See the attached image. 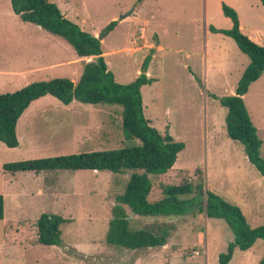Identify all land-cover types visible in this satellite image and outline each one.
<instances>
[{"label":"rangeland","instance_id":"rangeland-1","mask_svg":"<svg viewBox=\"0 0 264 264\" xmlns=\"http://www.w3.org/2000/svg\"><path fill=\"white\" fill-rule=\"evenodd\" d=\"M50 1L81 29L102 36L103 57L116 82L135 79L144 63L148 76L155 79L141 89L144 115L158 131L182 141L184 148L170 169L149 176L148 201L162 197L163 184L201 180L205 189L240 206L252 227L264 224V177L248 161L242 144L227 136L226 108L218 100L233 93L242 69L231 70L226 62L234 68L237 54L246 62L248 57L232 38L210 29L231 27L223 16V3L239 13L244 27L264 28V6L259 0ZM111 21L113 28L104 30ZM75 58L80 57L63 38L23 22L9 0H0V93L58 77L77 81L84 62L92 57L59 64ZM243 99L262 140L264 158V73L250 84ZM71 103L74 110L56 112L51 109L63 104L50 95L32 101L16 125L18 146L0 142L4 198L0 264H219L218 255L233 233L224 220L205 213L141 216L125 206L130 227L166 232V244L129 250L106 243L115 197L123 191L130 171L3 170L9 162L139 142L123 135L119 106ZM42 213L68 220L60 225L59 245L36 242L35 220ZM236 251L233 264H258L264 240L257 239L246 253Z\"/></svg>","mask_w":264,"mask_h":264},{"label":"trees","instance_id":"trees-1","mask_svg":"<svg viewBox=\"0 0 264 264\" xmlns=\"http://www.w3.org/2000/svg\"><path fill=\"white\" fill-rule=\"evenodd\" d=\"M12 11L23 21L35 24L50 34L63 38L72 46L80 58L92 57L84 62L79 79L58 77L31 82L13 92L0 93V142L7 147L18 146L16 124L30 103L45 95L56 98L64 105L77 101L92 105H117L121 108V129L128 140L138 139L118 148L77 152L68 155L36 158L9 162L3 170L11 173L33 171L40 173L51 170H95L130 175L124 189L117 194L112 207L113 216L105 235L107 244L116 248L139 250L161 247L167 242V233H157L145 228L130 227L125 206L135 215L141 216H193L205 213L209 218H220L233 233L226 250L219 253L218 263L228 264L234 249H249L257 239L264 240V224L250 226L242 209L209 189L201 180L184 181L180 184H163L162 197L148 201L152 188L150 175L165 173L176 161L184 148L182 141L175 140L167 131L161 133L150 124L143 113L141 88L154 79L143 72L128 83H118L108 69L103 57L101 41L67 19L59 7L50 0H9ZM264 5V0H260ZM222 13L230 18L229 29H216L234 40L241 52L247 55L244 68L233 94L221 96L220 105L226 108L225 129L227 136L243 146L248 161L264 176V158L260 147L262 140L257 134L243 95L249 85L264 73V45L251 40L239 28L236 11L222 4ZM115 25L111 21L104 30L110 31ZM4 215V199L0 194V219ZM67 219L50 213H42L36 220V242L42 245L61 243L60 225ZM258 264H264V253Z\"/></svg>","mask_w":264,"mask_h":264},{"label":"crops","instance_id":"crops-1","mask_svg":"<svg viewBox=\"0 0 264 264\" xmlns=\"http://www.w3.org/2000/svg\"><path fill=\"white\" fill-rule=\"evenodd\" d=\"M259 3H261L260 2V0H259ZM261 5H262V3H261ZM264 6V5H263ZM11 7V6H10ZM133 12V11H132ZM14 13V12H13ZM239 14V13H238ZM237 14V15H238ZM224 16V15H223ZM225 18H227V19H229L230 20V18H228V17H226V16H224ZM120 20V19H119ZM238 20H239V28H240V30L242 31V33H244L245 35H247L251 40H253V41H255L256 43H258V44H261V45H264V28H253V27H249V28H246V27H244L243 25H242V22H241V19L239 18V16H238ZM231 21V20H230ZM37 26V25H36ZM231 26H232V22H231ZM39 27V26H38ZM41 28V27H40ZM231 28V27H230ZM217 29V28H216ZM229 29V28H228ZM44 30V29H43ZM218 33H220V32H218ZM222 34V33H221ZM224 35V34H223ZM226 36V35H225ZM229 37V36H228ZM156 45H157V47L159 48V45H158V43H156ZM239 49V48H238ZM243 53V52H242ZM77 55V54H76ZM78 56V55H77ZM237 56V58H238V65H237V67H232V65L231 64H229L228 62H226L227 63V67L229 68V69H231V70H233V69H239V68H242L241 69V71L238 73V75L236 76V79H235V84H237V82H238V80H239V78H240V76H241V74H242V72H243V70H244V68L246 67V65H247V63L248 62H246L245 61V59L244 58H242V56H240V54H237L236 55ZM247 56V55H246ZM81 60V61H84V60H86V58H75V59H73V60H68V61H66V62H59V64H62V63H69V62H71V61H75V60ZM54 64H56V63H54ZM107 64V63H106ZM51 65H53V64H51ZM84 65V64H83ZM228 65H230V66H228ZM108 67V66H107ZM222 67H223V65H222ZM18 74H23L24 72L23 71H21V72H17ZM146 75L148 76V72H147V69H146ZM222 73V72H221ZM239 77V78H238ZM152 78V77H151ZM237 78H238V80H237ZM154 79V78H153ZM155 80V79H154ZM236 80H237V82H236ZM74 82H76V81H74ZM153 82V81H152ZM147 85V84H146ZM145 86V85H144ZM250 86V85H249ZM249 88V87H248ZM142 89V88H141ZM248 91V90H247ZM233 93H234V91H233ZM232 93V94H233ZM142 94V93H141ZM244 100V99H243ZM60 102V101H59ZM61 103V102H60ZM143 103V102H142ZM72 104V103H71ZM71 104H68V105H64L63 104V106H55L54 108H57V109H51V110H53V111H56V110H58V111H65V112H68V111H72V110H74V107H70V105ZM246 106V105H245ZM29 107V106H28ZM27 107V108H28ZM26 108V109H27ZM25 109V110H26ZM24 110V111H25ZM57 112V111H56ZM24 113V112H23ZM22 113V114H23ZM144 113V112H143ZM21 117V116H20ZM19 117V118H20ZM19 120V119H18ZM150 121V120H149ZM18 122V121H17ZM17 125V124H16ZM256 127V126H255ZM257 129V128H256ZM76 130H78V128L76 129ZM75 138L76 137H78V134H75V135H73ZM94 171V170H93ZM41 173V172H40ZM262 177H264V176H262ZM4 199V198H3ZM4 216V215H3ZM255 217H256V219H258V220H260V215L258 214V213H256L255 214ZM228 226V225H227ZM251 226V225H250ZM255 226H258L257 224L255 225ZM254 226V227H255ZM233 238V237H232ZM232 240V239H231ZM253 248V247H252ZM251 249V247L249 248V249H247V250H241L240 252H242V253H246L247 251H249ZM237 252L238 251H236V249H234V252H233V255H232V258L230 259V261L228 262V264H233V260H234V258H235V254H237ZM261 256V255H260ZM259 256V257H260ZM259 257H258V259H259Z\"/></svg>","mask_w":264,"mask_h":264},{"label":"water","instance_id":"water-1","mask_svg":"<svg viewBox=\"0 0 264 264\" xmlns=\"http://www.w3.org/2000/svg\"><path fill=\"white\" fill-rule=\"evenodd\" d=\"M129 13H126V14H123V15H121V16H119V19H122V18H124L125 16H127ZM101 38H102V36H99V40H101Z\"/></svg>","mask_w":264,"mask_h":264}]
</instances>
